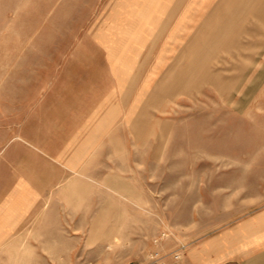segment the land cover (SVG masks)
I'll list each match as a JSON object with an SVG mask.
<instances>
[{
	"label": "rangeland",
	"instance_id": "obj_1",
	"mask_svg": "<svg viewBox=\"0 0 264 264\" xmlns=\"http://www.w3.org/2000/svg\"><path fill=\"white\" fill-rule=\"evenodd\" d=\"M200 182L264 208V0H0V264L125 262Z\"/></svg>",
	"mask_w": 264,
	"mask_h": 264
},
{
	"label": "crops",
	"instance_id": "obj_2",
	"mask_svg": "<svg viewBox=\"0 0 264 264\" xmlns=\"http://www.w3.org/2000/svg\"><path fill=\"white\" fill-rule=\"evenodd\" d=\"M39 179H43L39 182L41 186L31 182L28 193L50 194L52 173ZM207 185V182L190 185L184 207L180 202L186 199H175L178 203L173 210L188 211L186 219L174 224L182 228L180 231L167 234L157 245L154 240L146 247L140 241H132L128 260L115 264H145L154 250L163 255V264H264V208L234 204L226 188ZM176 254L179 258H175Z\"/></svg>",
	"mask_w": 264,
	"mask_h": 264
},
{
	"label": "built area",
	"instance_id": "obj_3",
	"mask_svg": "<svg viewBox=\"0 0 264 264\" xmlns=\"http://www.w3.org/2000/svg\"><path fill=\"white\" fill-rule=\"evenodd\" d=\"M167 236L166 233H162L161 236H159V238H156L154 240V243L157 245L161 242V240L163 238H165ZM175 258H179V255L176 254L175 255ZM163 255L157 251V250H154L148 257V261L145 263V264H163Z\"/></svg>",
	"mask_w": 264,
	"mask_h": 264
},
{
	"label": "bare ground",
	"instance_id": "obj_4",
	"mask_svg": "<svg viewBox=\"0 0 264 264\" xmlns=\"http://www.w3.org/2000/svg\"><path fill=\"white\" fill-rule=\"evenodd\" d=\"M79 173H80V171H79ZM80 176V175H79Z\"/></svg>",
	"mask_w": 264,
	"mask_h": 264
}]
</instances>
